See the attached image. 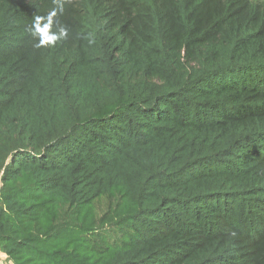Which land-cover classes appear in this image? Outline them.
<instances>
[{
	"label": "trees",
	"instance_id": "trees-1",
	"mask_svg": "<svg viewBox=\"0 0 264 264\" xmlns=\"http://www.w3.org/2000/svg\"><path fill=\"white\" fill-rule=\"evenodd\" d=\"M0 251L264 264V4L0 0Z\"/></svg>",
	"mask_w": 264,
	"mask_h": 264
},
{
	"label": "clouds",
	"instance_id": "clouds-1",
	"mask_svg": "<svg viewBox=\"0 0 264 264\" xmlns=\"http://www.w3.org/2000/svg\"><path fill=\"white\" fill-rule=\"evenodd\" d=\"M38 31L46 33L47 27H45L44 29H38ZM64 35H65V32L63 29H61L59 32V36L56 34L47 35L46 40H41L36 46L37 47H40L42 45L52 46L56 42L57 39L63 37Z\"/></svg>",
	"mask_w": 264,
	"mask_h": 264
},
{
	"label": "rangeland",
	"instance_id": "rangeland-1",
	"mask_svg": "<svg viewBox=\"0 0 264 264\" xmlns=\"http://www.w3.org/2000/svg\"><path fill=\"white\" fill-rule=\"evenodd\" d=\"M252 1L264 4V0H252ZM0 264H12L11 261L6 257V255L1 251H0Z\"/></svg>",
	"mask_w": 264,
	"mask_h": 264
}]
</instances>
